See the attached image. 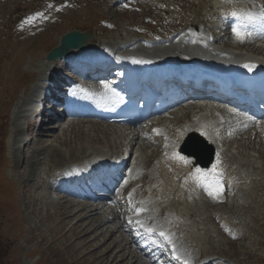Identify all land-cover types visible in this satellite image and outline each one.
<instances>
[{
  "label": "rangeland",
  "instance_id": "1",
  "mask_svg": "<svg viewBox=\"0 0 264 264\" xmlns=\"http://www.w3.org/2000/svg\"><path fill=\"white\" fill-rule=\"evenodd\" d=\"M79 1L86 3L80 12L77 9L70 10L68 8L69 11L67 12H72L70 17H61L60 20L63 22L59 23L60 25L56 28L44 29L37 32L32 38L24 35V32H13L14 29L11 26L15 20V14L19 16V13L24 12L25 7L21 4L22 0H6L3 3L4 5H0V264H90L93 262L92 259H85L87 262L83 261L84 251L82 253L79 249L83 238H93L95 235L82 238L81 236H77L76 238L70 234L68 229L71 223H76V220L79 219L78 217L70 218V223H67L65 220V223L68 225L64 224L61 227L62 224L59 222L61 220L64 221L65 217L63 212L57 211V207L62 202H59V204L49 202V195L43 191V185L40 186L42 184V172L40 170L51 168V165L45 166V164H42L48 163L45 156L35 157L33 153L22 155V151L19 150L20 153H18L15 150V145L18 143L15 135H19L20 139L22 133V128L19 130L16 127L18 125L17 122L19 123L16 111L19 106H23L21 102L26 100V92L32 89V86L27 83L31 81L33 75H38L45 66L43 55L56 45V40L49 36L55 34L56 38H58L63 33L71 30H91L93 33L96 32V38L95 36L94 38L97 39V42L108 43L113 46L114 42H121V36H124V28L120 27L122 28L121 31L118 28L105 33V29L99 28L97 25L99 17L105 16V20L111 25H114L117 21H119L117 24L119 26L123 24L138 25L140 22L145 25V21L140 20L137 16L123 19L121 15L107 7H98L90 3L87 5V2H90V0ZM174 1L179 2V0ZM18 2L21 5L16 6ZM39 3L40 1L37 0V3L34 2L33 5L29 6L32 8L36 5L38 6ZM200 7L202 6L199 5V11H201ZM198 8L194 7L191 14L186 17L187 24L191 22L196 23L193 19L196 14L198 15ZM7 14L9 17H7ZM176 23L179 24L178 20ZM1 24L4 27L3 30L1 29ZM100 33L104 34V38H101ZM15 34L21 35L22 39L14 37L13 35ZM26 36L27 39H25ZM261 52V57H264V48L261 49ZM55 126L59 127L58 125ZM11 129L14 135L11 133ZM102 130L103 128H97L96 131ZM64 132L66 131L57 130L53 132L52 137L44 138H48L46 140L48 141L47 143L34 146L32 152L38 149L44 152L45 150L57 147L56 149L60 150V152L62 151V155L70 153L64 147L59 148L56 142L51 144V146L47 145L52 142L53 137L57 136H63V138L68 136V138L72 139L73 136L69 133V130L66 132L67 136L63 135ZM92 132L88 134V138L82 139L81 137L80 141L72 142V147L79 149L85 144L91 146L92 142L98 146H102L105 143H117L113 137L107 139V136L103 137L102 133ZM33 135L31 133V136ZM261 135L262 133H259V136L255 137L251 130L247 129L244 136L249 137V143L242 142L240 134L232 135V141H234V144L240 145L239 147L244 149V152L248 151V156H251L250 159L255 155L264 159V139H261ZM144 141L147 142V140ZM142 149V158L146 159L150 155L149 153L152 151L153 146L147 148L143 146ZM30 155H32L31 159H29ZM24 161L31 162L32 167H24L22 165ZM254 175L259 180L256 179V181L249 184L251 188L247 189L243 200H238L236 197L238 201H232L234 205L231 209L228 211L225 209L222 212V215L228 220L241 221L236 226L240 237L229 238L222 232H219L216 225L214 227L210 224L198 223V228L209 230L207 236H200L196 239L203 254L217 256L216 253H222L223 255H227L230 259L229 262L233 264H264V191H262L264 189V177H262L264 173L259 170L254 172ZM67 204L65 203L66 207H70L72 203L68 204V206ZM74 205L76 206L75 202L72 206ZM168 208L177 214H181L184 206L175 203L171 204ZM210 210L211 208L205 204L200 205V213L208 214ZM186 211L185 208L184 212ZM99 216L103 217L102 214ZM89 220L91 221L93 218L88 217L82 224L86 225L89 223ZM83 225H78L80 226L78 230L82 229ZM111 226L113 228L114 225L112 223H105L101 226L102 235L98 237L97 242L105 241V246L110 247L111 253L114 254L122 248L118 249L120 241L115 240L119 237V234H115L111 238V240H115L113 243L109 239L108 241L104 240L108 237L107 232L111 230ZM194 227L192 225L193 229ZM109 236L111 235L109 234ZM121 245L123 246L122 242ZM131 249H126V252L128 253ZM125 257L128 256L125 255ZM124 264H128L127 258Z\"/></svg>",
  "mask_w": 264,
  "mask_h": 264
},
{
  "label": "bare ground",
  "instance_id": "2",
  "mask_svg": "<svg viewBox=\"0 0 264 264\" xmlns=\"http://www.w3.org/2000/svg\"><path fill=\"white\" fill-rule=\"evenodd\" d=\"M208 7L211 8V10H209ZM212 8H217V7L214 6V3H211V5L209 4L208 6H206L204 10H207V11H209V13H211V14L216 16L217 15V11H219V9L215 12V11H213ZM209 23H210V27H211L210 29L215 30L214 33L216 34V37H219L220 34H218V32H216V27L213 24H211V22H209ZM89 45H92V43L89 42ZM54 65L56 67H59L60 69L63 68V66L61 65L60 62H55ZM56 77H59V76H56ZM91 86L92 87H90L89 89L97 91V90L102 88V83H100V82L99 83H95V84H93ZM25 96L27 97L26 94H25ZM32 97H33V95H31L28 99L26 98V100H24V102L22 101L21 103L23 104V106L24 105L27 106V104H29L31 102L30 99ZM18 106H19V104H18ZM23 106L22 107L19 106V108L16 111L17 119L19 118L18 120L22 121V123H18L17 122L18 125H16V127H18L19 130H20V128H22L21 129L22 133H23V130H24V127H25V119H27V117L29 115H32V113H33L32 109H25ZM221 109H219L218 111L222 112ZM179 113L180 112H175L176 116L174 117V119L171 122L172 126H168V125H167L168 127L166 126V129H168L169 132L166 133L165 136L167 137V142H168L169 147H168V150H166L164 159L161 160L158 164H155L156 167L153 170V173H152L153 176H151V177L153 179H155L154 175H157L158 179L155 180V182L152 181L151 194L150 195H153V194H155L157 192L159 193L160 191H162L163 188L171 189V192H173L174 194L177 193V191H178L177 187L172 184V182H171L172 179L167 177V175L164 174L163 171H167V169H169V172L170 171L177 172V175H175L174 178H173V180H175L176 182H181L182 180H184L185 178L189 177L190 175L194 176L195 178H197V176H198L201 180H203V177H202L203 174L204 175L205 174H210V175H212L214 177L215 174H217L219 172V170L221 168V165H222L223 159H225V157H227L226 153L229 152L228 149L224 148V146H225V142L223 141L224 139L220 141L219 145H215L214 146L215 147V151H216L215 160H214L213 164L210 166V168L205 170V171H208V172H205V173L201 172L202 169H200L201 170L200 173H197L196 170L199 169L198 167H193L191 165L190 161H188L186 159L185 160L187 162H185V160L179 159L178 158V153H177V148H175V145L180 143L182 137L186 133L195 132L198 135H200L203 139L209 140V136L207 135L208 132H207V128H206L205 122H200V124H196L193 121H186V122L183 123L182 118L178 115ZM225 116L228 117L229 119L233 118V114L232 113H227V114L225 113ZM20 125H21V127H20ZM18 128H17V130H18ZM97 128H103L102 131H99V133H101V132L104 133L103 137H106L107 135H109L107 133V131H108L107 128L100 127V126H95L94 127L93 124L90 125V124L85 123V122L78 123V122H74V121H68V122L65 123V125L63 124L59 129H57V128L55 129V126H52V129H54L56 131L57 130H59V131L61 130V131H66L67 132V130H69V133H71V135L73 136L72 139L70 137L68 138L66 132H64L63 135H65L67 137H64V138H63V136L62 137L61 136L53 137L52 142L47 144V145L51 146V144L56 142L58 144L59 148L64 147L66 150H69L70 153H66L67 156L64 153H63L64 155H62L61 154L62 151L60 152V150L56 149L57 147H55L54 149L45 150L44 152L41 149L32 152L34 146H38V145H42L44 143H47L48 141H46V140H48V138L53 136V134H51V135L47 136L48 137L47 139H44L46 137H43V134H42L43 132H41L39 134V138H34L33 141H31L29 143V145H28V143L27 144H23L22 137L19 139V135L16 134L15 138L18 140V143L15 145L16 148L15 147L14 148H15V150L18 153H20V151H22V155H29V154L33 153V155L35 157L36 156L37 157L45 156V158L47 160L46 162H48V163H42V164H45V166L51 165L50 166L51 168H49V171H46V169L40 170L42 172L41 180H43V178H48L49 176H51L52 173L57 171L59 166L65 165L68 161H70L72 159H76L77 157H80V159H84V158L89 157L88 154H87V151H88L89 148H92V147H88L90 145L85 144L84 146H81L79 149H77V148L75 149V147H72L71 143L80 141L81 137H82V139H86V137L88 138V136H89L88 134L90 132H92V131H93L92 133H96L97 132L96 131ZM238 130L240 131L242 129H238ZM113 131H115L114 134L119 132L120 135H121V130L120 129H118V130L115 129ZM29 132H30V134L32 133V131H29ZM22 133H21V135H22ZM257 133H258V131L255 132V137L257 136L256 135ZM235 134H240V133L236 132ZM71 135H69V136H71ZM243 139H244V142L249 143V140H250L249 137H243L241 140H243ZM134 141L135 140H131V142H133V144L135 143ZM209 142L212 143L211 141H209ZM233 142L234 141H232V143H227L229 145L228 147L233 145ZM89 144H91V143H89ZM92 144H93V142H92ZM17 145H19V146H17ZM220 146L223 147L222 148L223 150L220 149ZM239 146L240 145L236 144L237 149L239 148ZM158 151H159V149L156 147L152 154L158 153ZM152 154H150V155H152ZM179 156H181V155H179ZM31 158H32V155H30L29 159H31ZM45 158L43 157V159H45ZM258 158L262 159L260 157H258ZM149 161H150V159L148 158V160L144 163V165L147 166L149 164ZM30 163L31 162H29V161L28 162L24 161V163L22 165L24 167H27V166L32 167ZM139 163H142V161L140 160ZM213 165H216L215 169H213ZM22 171L25 172L24 170H22ZM179 173H181V175H179ZM148 179L152 180L151 178H148L147 176H144V175L140 176V180L142 182H146ZM158 180H160L161 183ZM42 185H43L42 188L44 189L46 187V185H45V183H43V181H42ZM180 189L182 190L183 187H180ZM54 193H55V196H56V200H53V202L55 204H59V202H62V204H59V207H57V209H58L57 211L58 212H63L64 217H65L64 221L61 220V222H59L60 224H62L61 227L64 224L66 225L67 223H70L71 222L70 218H72V217H76L77 218L78 217L79 219L76 220V223H73V224L71 223V226L68 229L70 234L74 235L76 238H77V236H81V238H82V237H86V236H89V235H95V236H93V238H87L86 237L85 239L83 238L82 241H81V245H80V249L79 250L82 253L84 251V253H83L84 260L83 261L87 262L85 259H92L93 262L90 263V264H98V263L99 264L100 263H105V264H124L125 263V259L126 258L128 259L129 255H131V253H134V251H130V252L127 253L128 255L125 254L123 252V250H125L126 247L123 246L120 251H117L114 254H112L110 247L105 246V241L100 242V243L97 242L98 237L102 235L101 226L103 224L107 223L109 220H113L114 218L117 219L118 224H120L119 217L117 216V214H115V212L113 211V208L111 206H106L105 204L100 205V204H96V203H95V205L91 206V205H83L82 202H78L76 204V206L75 205L72 206V204H73L72 203L70 207H66L64 202H71V200L67 199L65 197H63V198L58 197L57 192H54ZM140 194L145 196V195L148 194V192L144 191L143 193H140ZM170 196H172V195L170 194ZM149 199L151 200L152 205H154L155 198L152 199L149 196ZM116 203H120V205H121V203H123V202H116ZM68 204H70V203H68ZM68 204H67V206H68ZM106 208L108 210H112V213H111L112 216L111 217L110 216H108V217H104V216L100 217L99 215H101L103 213V211L105 212ZM120 208H121V206H120ZM121 210H122V212L124 210H125V212H127L130 209H128L126 207L125 208L122 207ZM152 213H154V212L152 211ZM88 217L93 218V220H91V221L89 220L88 221L89 223L86 222L87 224L83 225L82 222L85 221L86 219H88ZM95 218H96V220H94ZM65 220L67 221V223H65ZM142 220H144V219L142 218ZM154 220L156 221L157 217L154 216ZM156 222H158V221H156ZM78 225H83L82 229L80 228V230H78V227H80ZM170 226H173L171 224V221H167L166 222V227L168 228V230H171L173 228V227H170ZM118 227L121 228V225H119ZM193 233L196 236H198V237L200 235L201 236L205 235V232L203 230L200 231V229L197 228V227H196V231H194ZM110 235L112 236L111 233H110ZM111 236H109V237H111ZM123 239H126L127 244L130 245V248H133L132 241L129 239V237L126 236V234L123 236ZM183 240H184V238H183ZM185 241H187V240H184V242ZM190 245H191V247H195L194 242H190ZM125 255L128 256V257H125ZM201 256H202L201 253L197 252L196 258L199 259ZM137 257L138 258H136V259H140L141 258L140 255H138ZM205 257L206 258H211L209 255H205ZM214 258H217V260L221 259L220 256H215ZM191 260H193V259H191V257H189V262ZM128 261H129L128 264H136L135 260H132L130 258L128 259ZM194 261H196V259H194Z\"/></svg>",
  "mask_w": 264,
  "mask_h": 264
},
{
  "label": "snow or ice",
  "instance_id": "3",
  "mask_svg": "<svg viewBox=\"0 0 264 264\" xmlns=\"http://www.w3.org/2000/svg\"><path fill=\"white\" fill-rule=\"evenodd\" d=\"M230 16L231 17H234V18H237V19H244L245 16H247V19H249V20L252 19V17L250 15H247L246 13H242V12H238V11H232L230 13ZM261 18L264 19V9H262V11H261ZM232 31L234 32V34L236 35V37H237L238 40H241L242 41L244 38H246L247 33L242 32L239 26L233 27ZM245 67L246 68H249V70H251V66L250 65H245ZM107 87L108 86L105 85V88H107ZM178 158L181 159V160H185V157H183V156H179L178 155ZM185 162H187V161L185 160ZM215 167H216V165H213V169H215ZM196 171H197V173H200L201 170L200 169H197ZM220 191H221L220 189L213 188L210 185L209 186L208 194L210 196H216V197H218ZM148 231H151V229H149ZM161 235L163 236L164 233H161ZM176 259H180V257L177 256ZM184 264H188V261H184Z\"/></svg>",
  "mask_w": 264,
  "mask_h": 264
},
{
  "label": "water",
  "instance_id": "4",
  "mask_svg": "<svg viewBox=\"0 0 264 264\" xmlns=\"http://www.w3.org/2000/svg\"><path fill=\"white\" fill-rule=\"evenodd\" d=\"M87 37L84 35H80L76 32H72L62 38V45L60 48L54 50L50 55V59H54L57 57H61L65 55L69 50L74 48H82Z\"/></svg>",
  "mask_w": 264,
  "mask_h": 264
}]
</instances>
